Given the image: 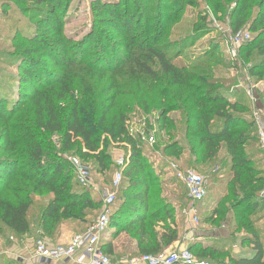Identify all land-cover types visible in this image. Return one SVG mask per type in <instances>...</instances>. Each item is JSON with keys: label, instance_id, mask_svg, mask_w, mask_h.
Returning a JSON list of instances; mask_svg holds the SVG:
<instances>
[{"label": "trees", "instance_id": "obj_1", "mask_svg": "<svg viewBox=\"0 0 264 264\" xmlns=\"http://www.w3.org/2000/svg\"><path fill=\"white\" fill-rule=\"evenodd\" d=\"M10 2L19 11L9 16L18 18V29L11 34L4 28L0 34V240L25 238L35 223L46 240H54L69 221L87 223L80 234L86 233L102 201L78 184L66 156L75 152L93 172L106 174L115 168L110 149L118 145L130 153L124 157L118 207L108 231L122 230L123 221L144 212L133 228L140 256L161 254L177 242L178 230L167 225L174 222L173 210L144 154L148 145L129 127L137 103L141 117L156 127L157 139L167 142L155 145H161L163 168H203L222 157L220 163L230 169L227 199L208 223L230 222L234 233L246 230L241 244L252 254L228 252L231 239L206 248L194 244L188 251L213 264L221 258L228 264H264V244L252 234L250 220L264 204L258 201L264 169L255 163L264 153L251 100L245 90L234 88L235 77L220 74L224 66L220 55L215 57L218 46L202 44L198 56L194 50L184 57L205 31L195 27L173 40L182 28L174 25L187 9L204 3L212 16L229 19L232 34L246 29L255 34L240 48L238 59L249 66L251 77L264 83V0H99L92 6L91 31L79 40L66 32L73 0ZM180 58L183 62H177ZM5 67L16 73L5 76ZM254 143L258 151L252 152ZM162 221L165 233L159 241L156 228ZM103 246L102 241L108 255ZM0 264L21 263L0 256Z\"/></svg>", "mask_w": 264, "mask_h": 264}, {"label": "rangeland", "instance_id": "obj_2", "mask_svg": "<svg viewBox=\"0 0 264 264\" xmlns=\"http://www.w3.org/2000/svg\"><path fill=\"white\" fill-rule=\"evenodd\" d=\"M5 1V2H4ZM99 0H73L71 6L69 7V12L67 14V22H66V32L70 36L74 37L76 40L81 39L86 34H88L91 31L92 28V6L95 2ZM106 2H115L117 0H104ZM6 2H9V7L7 8L6 12L3 10V5L8 4ZM199 4L198 7H191L187 9V12L183 17L180 19V21L174 25L175 28L182 27L181 29H178V32L176 31L173 37V40L178 39L179 37H183L186 34L191 33L193 30H195V27L200 29L201 32H206L204 36L200 37V39L196 42L195 47L188 49L185 56H190L193 54L194 50L197 51L202 44L205 45H213L218 46V49L215 50V57L220 55V60L223 63L224 68L222 71H220V74L225 76L226 78L232 76L235 77L237 82L236 86H240L237 88V90H244V88L248 85H256L258 84L257 80L253 77H251L248 73L249 66L243 65L238 58H233L228 53V48L226 45V41L229 38V35L231 34V27H230V21L228 18H222L221 15L218 17L212 16L210 14L209 8L204 3H197ZM5 9V8H4ZM13 10H18L19 7H17L14 3H11L10 0H0V34L1 29H4L8 31L9 33H13L18 29L17 27V17L13 16L10 17L11 12ZM5 14L8 16H5ZM203 17V18H202ZM209 18L206 22H203L202 19ZM215 18V19H214ZM7 21H10L9 23ZM204 24V25H203ZM203 25V26H202ZM244 31H249V29H246ZM252 39L255 38V34L251 33ZM194 39H196L194 37ZM202 48V47H201ZM209 48V47H208ZM186 58V57H185ZM184 58H180L177 60V62L182 61ZM183 62V61H182ZM238 65V68L235 66ZM8 72L16 73V70H8V68L5 67V72L2 71V73H5V76H8ZM5 76H1V79L5 82H8V80H5ZM250 76L251 82L248 81V77ZM262 86V89L264 90V83L259 82ZM236 86L234 87L236 89ZM16 88V85H15ZM14 89V87H13ZM259 90H256L255 92V100H256V107L258 110H261V106L259 105ZM264 94V93H261ZM261 101L263 103V98H261ZM264 104V103H263ZM132 112L130 113L129 119L132 121V127L136 128L137 124H140L142 121V109L135 103L132 108ZM264 114V111H263ZM174 118L178 117V114L172 115ZM147 123H149V119H147ZM107 139L106 136H103L102 142H104ZM162 139H157V142L159 144V141ZM165 140H162V143L164 144ZM165 143H167L165 141ZM60 145H58V148ZM161 146V145H159ZM158 146V147H159ZM157 146L151 147V146H144V154L148 156V159L150 160V163L153 165L154 171L156 174H160L163 170L164 166V157L160 153V150ZM57 148V149H58ZM250 150L252 152L258 151L257 145L254 143L252 144ZM112 160L115 162L116 159L123 157H126L127 154H129V149L121 148L118 145H114L113 148L110 149ZM69 157H79L75 152H70L67 154ZM223 156V155H222ZM222 158V157H221ZM221 158L218 160L217 163L213 165H207L202 167H193V166H185L186 169H197L198 171L206 180L207 186H208V197L202 204L203 210L200 213V226L199 228H202L203 224H206L205 230H213L215 234H217L218 241H221V244H226L228 239H231L230 247H228V252H232L236 257H242V256H249L252 254L251 248H244L241 244V238L242 236L247 235L246 230H241L238 233H234L233 229L230 226V222H222L219 226H213L209 224L208 218L211 217L214 210L217 209L218 205L224 204L225 200L227 199V196L229 194V190L227 187V179L229 176V168L226 164L220 163ZM83 162V161H82ZM85 163V162H84ZM256 164L260 166V168L264 169V157L260 154L258 159L255 161ZM87 164V163H86ZM115 167V166H114ZM115 168L111 170L110 173L102 174L98 172L97 170L93 172L94 177L96 178V183L98 184V188H107L109 187V184L112 180V177L115 173ZM155 174V175H156ZM99 183H98V182ZM164 183H160V187H162ZM163 188V187H162ZM121 189V188H120ZM119 189V190H120ZM163 190V189H162ZM102 201V196L100 198ZM259 201V200H258ZM102 206V205H101ZM260 206H263L262 209L258 212H255L250 220L252 221V227L253 232L252 234H258L259 238L262 240L264 244V204L260 203ZM100 211L96 213V216L94 220L99 215ZM37 216V210L34 209L33 213L31 214L32 221L35 220ZM216 218V217H215ZM93 220V221H94ZM209 228V229H206ZM225 234V236H223ZM251 235V233H250ZM234 239H233V237ZM41 232L40 228L38 227L37 223L34 224V227L32 231L27 235L25 238L22 239H11L9 236H4L0 240V256L3 258L5 257V239L9 240V242H12L14 244H20L21 246L23 244H26L28 242L34 243V250H35V242L40 238ZM6 240V241H7ZM220 248V247H219ZM211 264H213L211 261H209ZM216 264H228L227 261H225V258L217 259L215 261Z\"/></svg>", "mask_w": 264, "mask_h": 264}, {"label": "built area", "instance_id": "obj_3", "mask_svg": "<svg viewBox=\"0 0 264 264\" xmlns=\"http://www.w3.org/2000/svg\"><path fill=\"white\" fill-rule=\"evenodd\" d=\"M252 40V35L248 31L230 34L226 45L228 53L233 58H238L240 48ZM248 81L251 82L250 76ZM240 86H236V89ZM247 96L250 98L253 108V119L258 132V144L264 153V114L262 110L256 107L255 92L256 85H248L244 88ZM132 121L129 122L131 132L148 146L154 147L157 144V129L155 126H149L147 118L143 117L136 128L132 127ZM58 139L55 138V141ZM58 145L60 142L58 140ZM73 168L78 184L91 192L102 196V206L99 215L84 234H78L72 238L67 245H51L46 239L40 237L35 242V258L40 264H53L72 259L79 251H82L88 259V264H115V262L106 255L101 247V242L105 238L110 225L111 215L117 194L121 188L124 179V170L127 162L122 156L114 162L115 173L107 188H98L96 178L92 168L82 162L79 157L66 156ZM174 178H176L186 189L188 201L187 207L183 211L193 229L200 226L201 204L208 196V186L205 178L192 169H180L178 166H172ZM258 200L264 201V191L259 195ZM124 264H210L204 260H197L188 250L163 252L158 255H141L127 260Z\"/></svg>", "mask_w": 264, "mask_h": 264}, {"label": "crops", "instance_id": "obj_4", "mask_svg": "<svg viewBox=\"0 0 264 264\" xmlns=\"http://www.w3.org/2000/svg\"><path fill=\"white\" fill-rule=\"evenodd\" d=\"M261 85L260 83L256 84V89L259 90L260 94L264 93ZM258 101L261 110L264 111V104L261 99ZM157 175L160 177L161 183H164L162 186V198L166 200L167 204L171 206L173 210L174 222L168 221L167 225L178 230L177 242L164 249V252L188 250L189 247L194 244H199V246L206 248L220 243L221 241H218L217 234H215L212 229H203V227L205 228L206 226L205 224L202 225V228L197 229H193L189 224L188 219L183 214L188 201L186 189L176 178H174L171 168L164 167L162 172ZM93 196L98 197L99 199L101 198V195L98 193H94ZM115 207L116 210L118 204ZM144 215H146L144 212H138L136 215H132L129 219L123 221L125 226H122V230L119 231L117 227H112L107 232V235L103 239V248L115 264H124L125 261L140 256L141 252L138 244L139 239L133 232V228L138 221L143 219ZM87 226V223L65 222L61 225L57 237L54 240L47 241L51 245H67L74 236L84 232ZM164 226L165 223L162 221L156 228L159 241L161 236L165 233ZM223 236H225V234ZM6 240L7 239H5V257L8 260L11 262H20L21 264H40L35 258L33 242H28L21 246L20 244H14L9 242V240ZM53 264H88V259L82 251H79L77 255L70 260Z\"/></svg>", "mask_w": 264, "mask_h": 264}]
</instances>
